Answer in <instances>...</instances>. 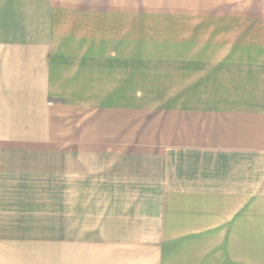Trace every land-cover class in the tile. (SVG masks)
Masks as SVG:
<instances>
[{
    "label": "crops",
    "instance_id": "1",
    "mask_svg": "<svg viewBox=\"0 0 264 264\" xmlns=\"http://www.w3.org/2000/svg\"><path fill=\"white\" fill-rule=\"evenodd\" d=\"M59 115V264H163L164 242L228 224L255 264L264 0H0V146L50 145ZM24 240L6 264L52 256Z\"/></svg>",
    "mask_w": 264,
    "mask_h": 264
},
{
    "label": "rangeland",
    "instance_id": "2",
    "mask_svg": "<svg viewBox=\"0 0 264 264\" xmlns=\"http://www.w3.org/2000/svg\"><path fill=\"white\" fill-rule=\"evenodd\" d=\"M68 117L75 121V116L53 117L50 145L0 146V264L23 258L12 254L28 238H43L45 242L39 243L51 248L52 256L36 257V264H59V184L65 180L63 168L76 164L66 154L73 148L67 138L75 135V129L66 128L62 121ZM25 185H51L52 189L45 192L38 187L41 192H29L32 188ZM46 220L48 224L43 223ZM236 236L235 224H228L189 236V241L176 242L175 248L173 242H164L163 264H236ZM259 236L243 241L245 263L250 259L264 264V240Z\"/></svg>",
    "mask_w": 264,
    "mask_h": 264
}]
</instances>
